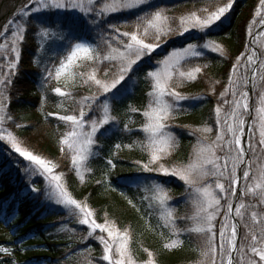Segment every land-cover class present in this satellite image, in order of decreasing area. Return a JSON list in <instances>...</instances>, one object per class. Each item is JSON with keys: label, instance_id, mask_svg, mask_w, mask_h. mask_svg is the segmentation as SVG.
I'll use <instances>...</instances> for the list:
<instances>
[{"label": "trees", "instance_id": "1", "mask_svg": "<svg viewBox=\"0 0 264 264\" xmlns=\"http://www.w3.org/2000/svg\"><path fill=\"white\" fill-rule=\"evenodd\" d=\"M222 0H154V7L164 8L167 15L179 18L192 11L208 7L212 10L222 5ZM259 0H235L234 6L227 19L219 26L213 27L205 35L203 32H192L184 36H177L167 40L149 63L141 61L140 71L134 75L130 85L126 83L121 88L120 99L112 105V115L117 116L118 125H105L110 130L101 129L97 133L98 146H93L95 155L90 156L82 163L81 173L78 174L71 163V156L65 151L61 152L64 125L48 113L59 114L52 109L53 102L47 100L42 103L44 92L50 94L45 87L46 69L51 71V65L42 66L33 64L37 51L34 25L29 26L22 43L20 60L16 70L11 76V83L6 88L7 102L5 115L11 119L6 120V126L15 139L29 151L42 158L55 163L56 171L62 174L61 184L68 194L78 202L87 204L95 213L97 223L103 224L107 220L120 232L128 231L131 234L130 244L132 256L136 264H146L150 259L148 252L153 255L151 259L155 264H200L201 240L196 234L184 233L180 238L183 245L175 249H165L164 245L170 242V229L163 226L161 209L156 201L150 200L154 193L150 190L154 182L159 181L168 194V206L174 209L177 217L192 215L194 207L189 199L192 189L187 188L178 177L164 176L155 172H144L140 165L148 163L149 152L142 150L141 142L146 143V135L140 131L146 123L142 112L146 109L149 98L147 93L151 90L149 82L144 76L147 71L157 67L156 61L165 53L183 50L189 44L196 45L200 54L189 58L179 64L180 70L189 71L200 66L202 71L196 74L194 81L188 80L183 86L176 87L181 95L188 99L175 102L171 97H165L170 103L177 105L173 118L167 121L170 131L176 138L177 144L172 154L160 161L166 167L184 166L193 159L199 141L210 143L215 137L217 127L215 124V108L218 102L222 103L220 94L225 91L228 78L232 75L233 65L237 59L243 57V47L246 40V28L252 18ZM146 7V6H145ZM138 8L133 13L113 15L107 20L112 24L126 25L129 21L144 12ZM38 24L46 29L50 28L48 20L35 17ZM57 26L65 33L64 39L57 45L55 52L48 55V62L56 65L61 56L66 55L70 46L82 40L91 41L90 31L83 23H77L61 16H55ZM178 19L173 21L176 27ZM99 29V27H98ZM110 32V30H109ZM206 41L219 45L224 54L213 52L210 48H203ZM148 59V58H147ZM238 73H245V64L241 59ZM206 66V67H205ZM48 73V72H47ZM178 74L172 81L175 87ZM235 80V76H232ZM218 81V83H217ZM215 91H211V89ZM80 90L73 93V97H80ZM231 100V96L225 97ZM128 105L138 111L130 112ZM224 105V110H228ZM96 109L90 116L98 115ZM127 123L131 132L122 131ZM205 127H212V133H204ZM199 129L200 131H196ZM103 133V135H101ZM115 144L133 145V147L114 148ZM4 151L10 152V145L4 140L0 141V217L5 223H10L13 245L29 250L14 261L10 257L0 258V264H107L100 260L102 245L99 240L88 236L86 225L78 222L76 215L69 210L50 202L42 189L39 193L31 191L20 171L14 168ZM111 159L113 165H107ZM139 162V163H138ZM241 181V189L244 188ZM147 197V199H146ZM233 197L231 198L232 202ZM131 201V203H129ZM240 200L237 201V204ZM255 203V197L245 196L244 203ZM221 205L225 201L221 200ZM260 210L259 208L257 209ZM226 207H222L217 216V244L219 243L218 230L224 220ZM248 209L245 211V220L248 219ZM239 220V218H238ZM181 229L190 226V221L177 220ZM242 227V224H241ZM242 231V230H241ZM96 235H99L97 230ZM106 236V233L104 234ZM241 236V234H240ZM21 245V246H20ZM147 250V251H145Z\"/></svg>", "mask_w": 264, "mask_h": 264}, {"label": "snow or ice", "instance_id": "2", "mask_svg": "<svg viewBox=\"0 0 264 264\" xmlns=\"http://www.w3.org/2000/svg\"><path fill=\"white\" fill-rule=\"evenodd\" d=\"M33 3L37 7L32 11L36 12L41 9H71L79 10L86 16L91 14L94 25L110 30L108 38L103 39L105 45L103 52L98 46L93 48L86 43H75L70 46V54L67 55L66 62L62 61L55 70L54 78L59 80L62 73L78 59L90 61L93 64L91 71L80 75L83 84L89 88L94 86L96 92L92 95H84L77 100V111L73 114L56 115L58 120L71 125V130L63 134L59 143L70 150L71 163L79 173V165L96 154L93 152V146H98L97 133H100L101 129H104V132L109 131L110 129L105 128V125H112V127L118 125L117 116L112 115L114 110L112 105L120 99L121 88L126 87L123 82L131 78L129 74L134 75L140 71L141 61L149 63L151 59H154L153 53H156L173 34L184 36L191 27L207 35L211 28L219 27L223 20L228 18L226 14L232 10L235 0H226L222 6L218 5L214 10L204 7L179 18L169 17L166 9L154 7L151 0H104L99 5L97 0H33ZM259 4L256 16L261 18V23L264 25V15H262L264 0H259ZM27 7L25 5L17 16H29L30 12L25 10ZM138 8L145 10L143 14L137 15L133 31H121L123 25L112 24L107 20L110 14ZM177 19L178 23L176 27H173V21ZM13 23H15L14 20H9L4 26V31L7 32L9 25ZM24 33V25L16 24L12 32L14 39L11 42V52L16 53L17 62L20 54L16 45L24 41ZM43 35L46 36L47 32L45 31ZM249 35H252L251 29H249ZM261 35H264V32H261ZM202 47L224 54L223 49L211 41H206ZM195 48L196 45L189 44L183 51L193 50L192 55H199L194 51ZM174 55H176L175 52L165 53L156 61L162 68L145 73L144 79L149 82L151 90L147 93L149 98L147 107L142 112L146 123L140 129L147 138L146 143L141 142L140 146L142 150L146 148L149 152L148 163L140 165L142 171L178 177L187 188L192 189L189 199L194 207L193 214L177 217L174 209L168 206L169 197L163 184L156 181L151 186L150 190L154 195L150 200V206L152 201L159 204L163 226L170 229V236L173 237L164 245V248L175 249L183 245L180 237L184 233L196 234L201 240L200 264H264V59H260L258 67L253 70L258 57L255 51L248 55L243 76L238 73L240 60L243 57L237 59L225 91L220 94L222 103L218 102L215 108L217 127L215 137L210 143L200 140L193 159L186 165L166 167L160 161L170 156L177 144V138L167 130L169 128L167 121L173 118L177 105L170 103L165 97H171L175 102L188 99L189 97L176 91V87L183 86L188 80L194 81L196 74L202 71L200 66L187 72L180 70L179 61L171 63ZM99 65H105V67L101 69ZM15 67L16 63L9 65V74L0 78V86L6 89L11 83V70ZM46 71L48 75L44 77L45 83L53 78V72L47 69ZM101 71L104 79L98 76ZM248 72L253 74L249 76ZM176 74L179 79L173 87L172 81ZM232 76H236L237 79L233 80ZM249 86L253 92H259L257 101L259 106L255 108L256 116L250 123L246 119L248 115H251ZM211 91L214 92L215 89ZM54 92L59 97H72L71 92L63 91L61 87H56ZM229 95L232 98L230 101L225 99ZM101 96L104 100H100ZM4 99L6 97L3 92H0V113H4L5 110ZM43 101L44 98L42 103ZM94 105L102 112L99 119L89 116V113L94 111ZM224 105L229 106L227 111L224 110ZM128 110L138 111L131 105H128ZM48 115L54 114L48 113ZM5 119H11V117L0 115V123H3ZM122 131L131 132L132 129L125 123ZM212 131V127L203 129L204 133H212ZM6 138L11 149L24 161L30 162L31 167H26V172L49 180L50 190L46 193L47 199L56 205L63 206L69 210L70 214L76 215L79 224L87 226L88 236H95L99 240L102 245L100 260L106 261L107 264H136L130 248L132 241L130 232H120L107 220L103 224L97 223L93 210L87 204L72 198L65 190L60 183L62 174H52L55 166L50 161L22 147L10 133L7 137L0 135V140ZM122 147H133V145H114L116 150ZM60 150L63 152L64 147ZM253 164L256 165L255 171H253ZM107 165H113V161L109 159ZM241 181L245 186L241 189L240 202L236 205L234 212L245 232L238 237V225L232 222L231 198L237 196V186L241 184ZM31 191L39 193L41 190L32 186ZM249 195L255 197L256 202H249L246 205L244 197ZM222 199L225 201L224 206L221 205ZM222 207H226L227 211L218 230L219 243L217 244L215 222ZM248 209L251 211L248 219L245 220L242 210ZM178 219L190 221L191 224L181 229L176 223ZM97 230L99 235H96ZM0 252L11 254L8 248H0ZM152 255L148 252L150 259L146 264H155V261L151 259Z\"/></svg>", "mask_w": 264, "mask_h": 264}, {"label": "rangeland", "instance_id": "3", "mask_svg": "<svg viewBox=\"0 0 264 264\" xmlns=\"http://www.w3.org/2000/svg\"><path fill=\"white\" fill-rule=\"evenodd\" d=\"M2 1L3 0H0V3ZM153 1L154 0H151V2H153ZM222 1H223V4L226 2V0H222ZM103 2H104V0H97V5H99ZM25 5L28 6L27 9H25V10L29 11L30 15L27 17L17 16V13L22 8H25ZM222 5H220V6H222ZM35 7H37V5L33 3V0H26L23 7H21V9L16 11L13 14V16L9 19V20H14L15 23L9 25L8 31L7 32L4 31V26L8 23L9 20L0 29V46H3L2 48H0V78H3L4 76H7L9 74V65L11 63H16V67L11 70V76H12L14 71L16 70L18 63H19V60H20V55H19V60L17 62L16 61V53L11 52V42L14 39V37L12 36V32L15 30L16 24H23L24 25V27H25L24 36L26 34L28 27L34 25L37 51L35 54V58L33 59V64L37 65V63H39L40 66H42L43 63L45 66L51 65V71L53 72V78L48 80V82L45 84V87H48V89L50 90V94H47V92H44L43 103H44V105H47V100H51L50 102L54 103L52 106V109H56L59 113L58 115L73 114L74 112L77 111V107H78L76 104L77 100H80L81 97L84 95H92L93 93L96 92V88L94 86L89 88L88 86L83 84L82 77L80 75L81 73H87V72L91 71L93 64L90 61L78 59L64 73H62L59 80L54 78L56 68H58L60 66L62 61L66 62V57H67V55L70 54V50H69V52L66 55L61 56L59 58L56 65L50 64L48 62V58H46L48 55L55 52V48L65 37V33L62 30H60V28H59L61 25L57 24L58 21L55 20V16H61V17H64L65 20L68 19V20H71V21H74L77 23L85 24L86 27L88 28V30L90 31V36L93 39L91 41L82 40L79 43L89 44L93 48H97V46H98V48L101 52H103L105 50V45L103 43V39L108 38V36L110 35V32H109V30H106V28H102V27H99L97 25H94L92 23L91 14L86 16V15L82 14L79 10H71V9H68V10H65V9H41L38 12L32 11V9H34ZM259 7H260V4L256 7L255 12L252 15V18H250V20L248 21V24H247L245 45L243 47V52L241 53V54H243L244 62H246L247 56L253 52L250 48V40H251L252 35H249V29H251L252 34H253L256 26L259 24V22H261V18L256 16V11ZM136 10L137 9L131 10V11H121L118 13H113V14L108 15L107 19L112 17L113 15L133 13ZM262 15H264V14H262ZM185 16H187V15H185ZM35 17L44 18L45 21L48 20V22H47L48 25H51V26H49L50 28L46 29L45 27H43L41 25L31 24L32 21H36ZM169 17H172V16H169ZM135 20H136V17H134L131 21H129L128 26H129L130 31L134 30ZM224 21H225V19L223 20V22ZM254 21H255V23H253ZM57 26H59V27H57ZM125 26L126 25L121 27L120 30L121 31H129V30H127V28H125ZM98 27H99V29H98ZM45 31L47 32L46 36L43 35V33ZM194 31L200 32L196 28L190 27V31L185 33V34L192 33ZM261 32H264V30H262ZM261 32L258 34V37L256 39V45H257L256 48H257V51L259 54V60L264 59V35H261ZM177 36H179V35L173 34L167 40L172 39V38L177 37ZM22 43L23 42H20V43H17V45H16L17 51L19 52V54L21 53ZM192 51L193 50H189L188 52H184L183 50L173 51L176 53V55H174L172 57L171 63H175L176 61H179V64H180L181 62H183L189 58L197 56V55H192ZM194 51L200 54V52L197 48H195ZM240 62H242V61H240ZM258 64H259V62H258ZM258 64H257V67H258ZM241 65L244 66V64H241ZM99 67L102 69L105 67V65H99ZM157 68H162V66L158 65L153 70H156ZM248 73H247V75H248ZM44 74H45V76L48 75L47 72H45ZM244 74L245 73L241 74V72H240L241 76H243ZM134 75L129 74V76L131 78L126 79V81L123 83L124 84L127 83L128 85L129 84L131 85L134 81ZM98 76H99V78L104 79L102 71L98 73ZM236 79H237V77L235 76V80ZM56 87H61V89L63 91L71 92L72 95L74 92L77 91V89H79L81 91L80 92L81 96L78 98H75L73 96L72 97H59L54 92V89ZM118 87H120V86H118ZM0 92H3L4 97H6V89L3 88L2 86H0ZM110 95L111 94H109V96ZM258 96H259L258 91L253 92L251 90V93H249V97H250L249 105H250V109H251L250 112H251L252 118L254 116H256L255 108L259 106L257 103ZM100 100H104V97L101 96ZM250 100H251V104H250ZM6 102H7V97H6V99L3 100L4 105L6 104ZM97 103H99V101ZM93 109L94 110L97 109L95 105L93 106ZM90 113H89V116H90ZM0 115H5V110H4V113H0ZM56 115L57 114H54L52 116L56 117ZM101 116H102V112H101V110H99L98 115L93 116V117L99 119ZM58 123H62L65 126L63 129V134H65L66 132L71 130L70 124H66L65 122L60 121V120H58ZM8 133H10V132L6 126V120H4L3 123H0V135H5V137H7ZM10 134L12 137H14L12 133H10ZM63 134H62V136H63ZM257 138H258V135H257ZM4 141L6 143H8L7 138L4 139ZM62 147H64L65 151L71 156L70 150L66 146H62ZM10 149H11V146H10ZM4 153L8 156V159L12 163H14V168L18 172L20 171V174H21V176H23L24 180H26V183H28L31 187L32 186L39 187L40 189H42L44 191L45 194L50 190L49 189V180H46L44 177H41L38 175L34 176L31 174V172L25 171L26 167H31L30 162L24 161L23 158L19 157L18 154H16L12 149L10 152L4 151ZM52 165L55 166L52 174L59 175L56 171V164L52 163ZM255 167H256V165L253 164V171H255ZM81 170H82V164L79 165V173L78 174L81 173ZM60 183H61V181H60ZM249 196H251V195H249ZM59 206H61V205H59ZM61 207H63V206H61ZM242 211H244V217H245V215H246L245 211L246 210H242ZM237 225H238V237H239L240 234H241V236L243 235V233L245 232V229H244L243 225L241 227V223L239 222V220L237 221ZM13 239L14 238L12 237V234L10 231V223H5L3 221V218L0 217V248H8L10 250V253H11L9 255V254H5V253L0 252V258L10 257L15 261L16 258L21 259V256L26 254L27 251L35 250V248H31V247L27 248L24 245L22 246L23 248H20V247L16 246L15 244L13 245Z\"/></svg>", "mask_w": 264, "mask_h": 264}, {"label": "bare ground", "instance_id": "4", "mask_svg": "<svg viewBox=\"0 0 264 264\" xmlns=\"http://www.w3.org/2000/svg\"><path fill=\"white\" fill-rule=\"evenodd\" d=\"M25 2H26V0H3L0 3V29L3 26L4 22H6L13 13H15L16 11L21 9V7H23ZM260 25H262V24H260ZM259 33L260 32H258V31L256 32V30H255V32L251 38V41H250L251 48L254 50L257 46L256 45V39H257ZM252 74L253 73H251L250 76Z\"/></svg>", "mask_w": 264, "mask_h": 264}, {"label": "water", "instance_id": "5", "mask_svg": "<svg viewBox=\"0 0 264 264\" xmlns=\"http://www.w3.org/2000/svg\"><path fill=\"white\" fill-rule=\"evenodd\" d=\"M261 24H262V23H261ZM263 29H264V25H260V26L257 27L256 32H257V31H261V30H263ZM254 69H255V66H254L253 70H254ZM250 74H251V73H250ZM250 74H249V76H250ZM249 92H251V88L249 89ZM247 120H248V122L250 123V121H251V115H248ZM245 131H246V132L248 131L247 127H246ZM236 201H237V198H235L234 201H233V203H232V204H233V216H232V219H233L234 222H236V220H235V218H234V209H235V203H236Z\"/></svg>", "mask_w": 264, "mask_h": 264}]
</instances>
